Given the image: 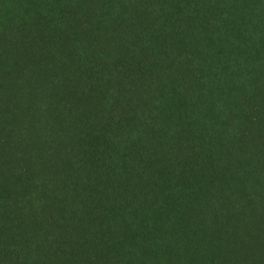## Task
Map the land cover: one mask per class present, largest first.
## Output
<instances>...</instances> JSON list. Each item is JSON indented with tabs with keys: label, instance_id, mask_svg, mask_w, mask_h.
Returning a JSON list of instances; mask_svg holds the SVG:
<instances>
[{
	"label": "trees",
	"instance_id": "obj_1",
	"mask_svg": "<svg viewBox=\"0 0 264 264\" xmlns=\"http://www.w3.org/2000/svg\"><path fill=\"white\" fill-rule=\"evenodd\" d=\"M0 264H264V0H0Z\"/></svg>",
	"mask_w": 264,
	"mask_h": 264
}]
</instances>
